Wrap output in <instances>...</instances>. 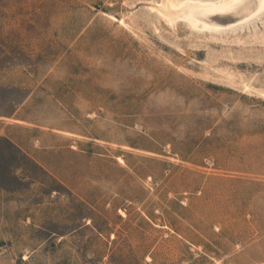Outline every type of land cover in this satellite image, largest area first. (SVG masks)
Returning a JSON list of instances; mask_svg holds the SVG:
<instances>
[{"label":"rangeland","instance_id":"374dc122","mask_svg":"<svg viewBox=\"0 0 264 264\" xmlns=\"http://www.w3.org/2000/svg\"><path fill=\"white\" fill-rule=\"evenodd\" d=\"M167 2L0 0V264H264V8Z\"/></svg>","mask_w":264,"mask_h":264},{"label":"bare ground","instance_id":"6f19581e","mask_svg":"<svg viewBox=\"0 0 264 264\" xmlns=\"http://www.w3.org/2000/svg\"><path fill=\"white\" fill-rule=\"evenodd\" d=\"M169 1L170 10H173L177 16H185L193 23L201 21L204 24L211 18L221 19L223 22L240 21L258 13L264 8V0Z\"/></svg>","mask_w":264,"mask_h":264}]
</instances>
